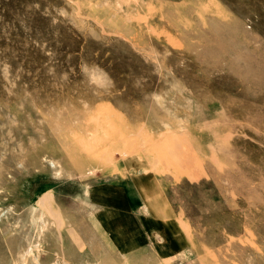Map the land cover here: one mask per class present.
Masks as SVG:
<instances>
[{"label":"rangeland","instance_id":"rangeland-1","mask_svg":"<svg viewBox=\"0 0 264 264\" xmlns=\"http://www.w3.org/2000/svg\"><path fill=\"white\" fill-rule=\"evenodd\" d=\"M130 159L190 235L175 258L95 222ZM0 264H264V0H0Z\"/></svg>","mask_w":264,"mask_h":264},{"label":"crops","instance_id":"crops-1","mask_svg":"<svg viewBox=\"0 0 264 264\" xmlns=\"http://www.w3.org/2000/svg\"><path fill=\"white\" fill-rule=\"evenodd\" d=\"M135 160L120 161L111 177L89 186L97 226L118 254L147 250L165 261L191 246V238L154 174Z\"/></svg>","mask_w":264,"mask_h":264}]
</instances>
